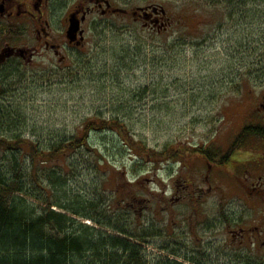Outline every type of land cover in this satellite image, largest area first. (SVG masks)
I'll return each instance as SVG.
<instances>
[{
  "label": "rangeland",
  "instance_id": "rangeland-1",
  "mask_svg": "<svg viewBox=\"0 0 264 264\" xmlns=\"http://www.w3.org/2000/svg\"><path fill=\"white\" fill-rule=\"evenodd\" d=\"M111 1L117 12L91 16L81 47L69 46L67 20L76 4L93 3L51 2L45 19L66 62L41 49L33 63L13 58L0 68V135H19L43 148L74 136L95 146L96 156L82 149L70 157L75 173L66 175L63 187H52L58 204L83 206L85 214L92 209L102 222L54 207L75 221L67 225L72 236L89 226L98 231L93 242L129 240L147 264H264V251L240 249L228 234L251 225L262 204L231 165H218L224 155L251 150L257 141L242 134L264 97V75L254 72L253 46L246 48L250 26L198 17L186 0ZM154 7L160 14L164 8L166 18L146 26L142 13ZM205 10L212 13V6ZM12 21H0V52L38 45L33 24ZM157 22L165 27L159 30ZM110 120L127 127H88ZM117 186L124 190L118 197L112 191ZM33 203L47 209L42 201ZM103 250L85 260H112V249Z\"/></svg>",
  "mask_w": 264,
  "mask_h": 264
},
{
  "label": "trees",
  "instance_id": "trees-1",
  "mask_svg": "<svg viewBox=\"0 0 264 264\" xmlns=\"http://www.w3.org/2000/svg\"><path fill=\"white\" fill-rule=\"evenodd\" d=\"M186 1L195 7L194 14L198 17L207 16L216 21L231 20L240 24L247 22L250 30L245 36L248 43L246 48L253 46L254 72L264 75V0ZM206 6H212V13L205 10ZM0 118H3L0 120V126H4L5 120L1 110ZM110 121H100V125L97 121L94 126H91V123L88 127H100L103 132L108 131L106 129L109 127H117L121 131L127 127L118 120ZM242 134L253 136L254 133L249 128L242 131ZM89 140L74 136L43 148L38 142L29 141L19 135L11 138L0 135V153L3 155L2 159L0 158V264H147L145 260L140 259L139 245L129 240L109 236L106 240L98 237L99 241L93 242L98 231L89 226H82L86 233L78 231L77 236H72L66 230L72 222L75 223L73 218L53 209L58 207L75 217L102 224L90 215L92 209L87 212L90 214H85L82 213L86 211L83 206L68 208L58 204L55 201L58 197L52 188L57 185L63 187L67 180L66 175L75 173L76 167L69 162L70 157L78 155L82 149L97 155L95 146L90 144ZM101 161L100 158L96 162V171H100ZM121 187L117 186L112 190L116 197L124 192ZM52 198L54 202L48 203ZM35 200L38 203L42 201L47 205V209L35 206ZM35 211L38 212L36 218L32 215ZM115 231L136 238L137 241L143 239V236L130 235L126 229ZM101 247L104 252L112 249V260H102L101 256L92 262L85 260L88 254L98 252ZM82 253L86 255L81 256V260H74V254ZM107 256L106 253L103 255Z\"/></svg>",
  "mask_w": 264,
  "mask_h": 264
},
{
  "label": "flooded vegetation",
  "instance_id": "flooded-vegetation-1",
  "mask_svg": "<svg viewBox=\"0 0 264 264\" xmlns=\"http://www.w3.org/2000/svg\"><path fill=\"white\" fill-rule=\"evenodd\" d=\"M52 1L53 0H0V21L7 20V22L13 23L12 20L16 19L21 22L24 21L33 24L36 27L38 45L32 48L24 47L27 49L26 58L28 59V64L33 63L36 57L40 55L41 49L53 52L60 63L66 62L67 57L60 49L61 44L57 41L58 39L56 36L49 31L50 21L45 19L47 13H51L50 5ZM90 1L93 3L92 6H85V2L81 5L76 4L71 12L72 15L78 16L81 22V30H83L84 35L87 33L86 24L91 16L97 13L105 16L111 12L115 13V11L118 10H112L113 4L111 0ZM122 11L123 10H121V12ZM142 16L140 15L141 18H143ZM161 16L162 14L159 12L152 13L151 10H148L146 15L147 19H144L146 21V26L153 25L152 22L154 20L160 22L158 19L166 18L165 15ZM166 21H168V18ZM159 22L154 24L158 25L160 30L165 27L166 23L160 24ZM78 39H80V35ZM69 46H76V43L70 44ZM18 59L22 58L19 57ZM257 110L260 113L249 118L248 122H244L242 126V131H246V129L249 128L252 129L253 135L257 138L256 145L252 146L251 150L243 153L238 151L229 154L228 157L224 155L222 157L223 160H220L218 163L219 166L231 165L236 174L235 178L240 181L244 188L248 189L249 194H251L259 204H262V212L253 215L252 221L254 222L251 225L248 227H240L237 231L232 229L228 230L232 242L238 244V248H245L251 250L253 253H256L257 250L264 251V97ZM240 155L246 157L241 158ZM231 157H233V161L228 164ZM220 255L221 254L218 252L216 255L218 258L216 260L220 259Z\"/></svg>",
  "mask_w": 264,
  "mask_h": 264
},
{
  "label": "water",
  "instance_id": "water-1",
  "mask_svg": "<svg viewBox=\"0 0 264 264\" xmlns=\"http://www.w3.org/2000/svg\"><path fill=\"white\" fill-rule=\"evenodd\" d=\"M156 8H154V12H156ZM162 12L165 13V11L162 9ZM80 31V21L78 19H75L74 17H72L70 19V27L67 33V36L70 40L71 43H73L74 41H76L77 39V35ZM80 34H83V31H80ZM24 50L19 49L16 50L14 48L11 47H7L5 49L2 50V52L0 53V66L6 61L7 58L17 54L20 55L21 57H24Z\"/></svg>",
  "mask_w": 264,
  "mask_h": 264
}]
</instances>
